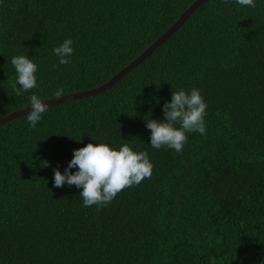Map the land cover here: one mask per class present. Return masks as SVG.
<instances>
[{
  "label": "trees",
  "instance_id": "1",
  "mask_svg": "<svg viewBox=\"0 0 264 264\" xmlns=\"http://www.w3.org/2000/svg\"><path fill=\"white\" fill-rule=\"evenodd\" d=\"M194 1L0 0V118L33 93L101 86ZM69 37L71 63L54 68L51 50ZM19 54L38 65V86L17 95ZM193 87L206 135L188 133L179 153L152 148L145 120ZM26 115L0 125V264H264V0H208L104 92L48 106L35 128ZM92 139L153 164L99 209L53 186V169Z\"/></svg>",
  "mask_w": 264,
  "mask_h": 264
},
{
  "label": "clouds",
  "instance_id": "2",
  "mask_svg": "<svg viewBox=\"0 0 264 264\" xmlns=\"http://www.w3.org/2000/svg\"><path fill=\"white\" fill-rule=\"evenodd\" d=\"M234 2L247 8H255L257 4V0ZM51 52L57 58L54 68L70 64L74 54L73 40L70 37L65 38L59 45L54 46ZM10 63L15 72L11 86L17 95L38 86V65L31 56L13 55ZM62 91L63 89H57L53 95L59 97ZM161 107L162 119L150 117L145 120V126L150 130L148 144L152 148L165 147L179 153L184 148L188 133L206 135L207 103L198 88H179L171 91V98L165 100ZM25 108L28 109L26 121L29 127L35 128L48 111V104L33 93ZM72 153L63 171L59 167L53 169V186L74 185L79 189L83 207L95 205L99 209L107 206L123 189L138 185L152 175L153 164L148 153L136 151L129 144H121L117 148L107 142L94 141L74 148Z\"/></svg>",
  "mask_w": 264,
  "mask_h": 264
},
{
  "label": "water",
  "instance_id": "3",
  "mask_svg": "<svg viewBox=\"0 0 264 264\" xmlns=\"http://www.w3.org/2000/svg\"><path fill=\"white\" fill-rule=\"evenodd\" d=\"M208 0H195L181 15L180 17L173 23V25L168 28L160 37H158L151 45H149L139 56H137L133 61H131L126 67L120 70L117 74H115L111 79L107 82L93 89L79 91L75 93L66 94L60 97L52 98L46 100L45 102L48 106L59 104L75 99H79L82 97H88L92 95H96L104 92L107 88L113 86L122 77H124L128 72H130L133 68H135L138 64H140L147 56H149L158 46L163 44L166 40H168L182 25L183 23L190 17V15L204 2ZM30 107V106H29ZM27 108H22L20 110L14 111L2 118H0V125L8 122L11 119L19 117L21 115L26 114Z\"/></svg>",
  "mask_w": 264,
  "mask_h": 264
}]
</instances>
